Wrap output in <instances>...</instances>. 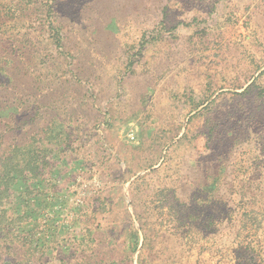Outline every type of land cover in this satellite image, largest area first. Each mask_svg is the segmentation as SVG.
Segmentation results:
<instances>
[{"label": "rangeland", "instance_id": "rangeland-1", "mask_svg": "<svg viewBox=\"0 0 264 264\" xmlns=\"http://www.w3.org/2000/svg\"><path fill=\"white\" fill-rule=\"evenodd\" d=\"M70 2L64 48L21 29L63 98L65 142L31 155L0 227L31 237L34 264H264V0ZM214 167L216 192L187 218L188 182ZM139 224L155 231L145 246Z\"/></svg>", "mask_w": 264, "mask_h": 264}, {"label": "trees", "instance_id": "trees-1", "mask_svg": "<svg viewBox=\"0 0 264 264\" xmlns=\"http://www.w3.org/2000/svg\"><path fill=\"white\" fill-rule=\"evenodd\" d=\"M140 5L141 2L136 4V6ZM74 14L77 17L79 15L74 4L70 2L69 5L63 6L62 0H0V146H2L0 150V210L6 205L9 190L15 184V180L18 177H24L28 167L34 164L31 162V155L37 154V157H42L46 150L43 145L51 142L63 145L65 142L63 124L56 118L63 104V98L59 96L61 93L51 92L45 86L44 79L40 78L31 66L34 58V53L30 50L32 35L28 31L21 32V29L32 27L31 23L36 21L39 27L32 28L56 38L57 47L62 49L65 47L62 41L63 33L66 29L72 28L68 22L75 23V19L69 18ZM82 23L85 24L83 27L86 29H102L111 24V20L107 19L105 22L101 17L94 19L87 16ZM79 77L78 75L80 81ZM70 110L76 111L77 108H70ZM35 114L38 115V124L35 129L38 139H34L35 135H30L31 128L28 127L29 119ZM30 140L33 141L34 146L29 144ZM45 164L40 165L39 172L45 170ZM208 171L207 169L206 172L188 182V186L192 188L196 197L191 199L192 203H198V201L200 203L197 199L204 192H213L212 195L216 192L220 176H211V174H217L215 167L210 170V173ZM42 175L44 176L45 173L43 172ZM200 187L201 189H198ZM204 201H206L205 198L192 210L187 206L186 217L192 220L199 217L201 213L199 210L205 206L204 203H207ZM130 205H132L131 202ZM133 212L137 219L138 213L135 210ZM138 228L144 239L142 245L145 246L149 241L148 237L155 231L151 228L145 230L143 224H139ZM133 233L132 250L135 251L138 233L134 228ZM0 234H3L0 238V264H34L32 255H27L32 248V239L28 234L20 232L18 226L16 228L0 227ZM102 246L103 249L99 247L100 253L105 251L104 245ZM106 264H112V262H106ZM137 264H145L140 255L137 257Z\"/></svg>", "mask_w": 264, "mask_h": 264}]
</instances>
